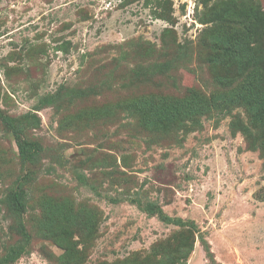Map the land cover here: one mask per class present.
<instances>
[{
    "label": "rangeland",
    "instance_id": "1",
    "mask_svg": "<svg viewBox=\"0 0 264 264\" xmlns=\"http://www.w3.org/2000/svg\"><path fill=\"white\" fill-rule=\"evenodd\" d=\"M235 52L240 72L224 64ZM252 70L264 78V0H0V114L40 146L21 161L0 119V257L20 239L3 200L30 176L24 220L43 194L94 211L79 264H156L185 236L184 264H264V116L241 100ZM185 100L203 108L149 124L156 103ZM63 252L34 237L8 264Z\"/></svg>",
    "mask_w": 264,
    "mask_h": 264
},
{
    "label": "trees",
    "instance_id": "2",
    "mask_svg": "<svg viewBox=\"0 0 264 264\" xmlns=\"http://www.w3.org/2000/svg\"><path fill=\"white\" fill-rule=\"evenodd\" d=\"M235 53L233 54L234 59H230L224 64L225 66H227V64L234 65L237 67V70H239L240 68L238 67H241L243 63L237 61L242 57V54L241 52ZM263 79V77L262 79L260 78L258 70H252L245 78L246 83H244L245 81L242 82L245 84L244 87H252L246 91V93L251 91L248 95V99L244 98L247 94L243 96L244 99H241L242 102L245 103L246 109L252 117V122H258L260 119L262 120V117L264 116V106H260L259 104L262 101L264 105V92L261 99L259 96L257 97L256 92L259 83L263 84ZM254 90L255 92L253 93ZM149 104H151V102ZM154 106L153 111L150 113L149 124L152 125L155 130H158L165 122H175L177 119L183 120L185 112L187 114L191 111L199 112L203 108L198 102L193 103L188 100L171 101L167 106L163 107L160 103H156ZM0 119L5 129L13 135L20 160L27 162L32 161L35 154L40 149L39 144L23 139L21 121L18 118L3 117L0 114ZM29 179L30 176H25V179H22L19 183V188L8 193L3 200V206L6 210L7 216L11 220L10 228L20 236V239L17 243L9 245L5 255L0 257V264H8L17 261L34 237L50 240L53 244H56L64 250L59 259L60 262L67 264L81 263L84 259V254L82 251L78 250L77 245L79 243L82 244L87 238H93L95 236L96 222L94 215H92L94 211H89L84 207H75L68 198H58L56 196L43 194V204L41 206V215L39 218H29L28 220H24L23 213L26 206H28L29 200L27 192L23 187L27 184L26 181ZM75 236L79 239L75 240ZM182 240L184 246L180 256H163L156 264H184L192 253L193 240L187 236ZM152 253L153 255H157V252L155 251ZM139 261V258L127 257L112 264H136Z\"/></svg>",
    "mask_w": 264,
    "mask_h": 264
}]
</instances>
